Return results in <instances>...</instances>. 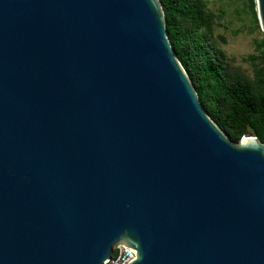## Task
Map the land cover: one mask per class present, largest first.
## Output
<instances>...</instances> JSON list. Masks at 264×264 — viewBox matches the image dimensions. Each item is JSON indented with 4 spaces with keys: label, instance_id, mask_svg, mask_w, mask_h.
I'll use <instances>...</instances> for the list:
<instances>
[{
    "label": "water",
    "instance_id": "obj_1",
    "mask_svg": "<svg viewBox=\"0 0 264 264\" xmlns=\"http://www.w3.org/2000/svg\"><path fill=\"white\" fill-rule=\"evenodd\" d=\"M113 243L125 264H264V143L205 112L159 0H0V264Z\"/></svg>",
    "mask_w": 264,
    "mask_h": 264
},
{
    "label": "trees",
    "instance_id": "obj_2",
    "mask_svg": "<svg viewBox=\"0 0 264 264\" xmlns=\"http://www.w3.org/2000/svg\"><path fill=\"white\" fill-rule=\"evenodd\" d=\"M247 1L258 25L253 1ZM159 2L171 46L205 112L230 139L253 134L264 143V37L254 42L257 53L242 56L251 66L248 75L208 45L215 14L202 0Z\"/></svg>",
    "mask_w": 264,
    "mask_h": 264
},
{
    "label": "rangeland",
    "instance_id": "obj_3",
    "mask_svg": "<svg viewBox=\"0 0 264 264\" xmlns=\"http://www.w3.org/2000/svg\"><path fill=\"white\" fill-rule=\"evenodd\" d=\"M215 14L212 31L206 34L209 46L218 47L225 60L239 71L251 74V66L242 59L248 53H257L254 42L263 36L248 9L247 0H202Z\"/></svg>",
    "mask_w": 264,
    "mask_h": 264
},
{
    "label": "built area",
    "instance_id": "obj_4",
    "mask_svg": "<svg viewBox=\"0 0 264 264\" xmlns=\"http://www.w3.org/2000/svg\"><path fill=\"white\" fill-rule=\"evenodd\" d=\"M134 257V250L121 243H113L108 258L102 264H125Z\"/></svg>",
    "mask_w": 264,
    "mask_h": 264
},
{
    "label": "clouds",
    "instance_id": "obj_5",
    "mask_svg": "<svg viewBox=\"0 0 264 264\" xmlns=\"http://www.w3.org/2000/svg\"><path fill=\"white\" fill-rule=\"evenodd\" d=\"M137 258L139 259V253H138V257Z\"/></svg>",
    "mask_w": 264,
    "mask_h": 264
}]
</instances>
